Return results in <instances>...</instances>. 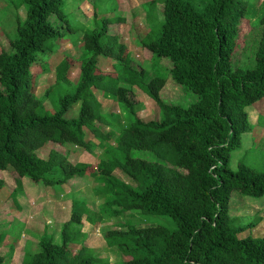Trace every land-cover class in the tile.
<instances>
[{"label":"trees","instance_id":"obj_1","mask_svg":"<svg viewBox=\"0 0 264 264\" xmlns=\"http://www.w3.org/2000/svg\"><path fill=\"white\" fill-rule=\"evenodd\" d=\"M160 2L162 16L156 12ZM64 3L20 0L27 8L26 20L18 23L10 38L11 50L0 51V170L12 168L20 177L48 186L91 173L104 185V216L140 211L172 218L174 229L158 224L106 231V243L119 251L121 264H264V236H239L255 227L259 218L236 227L230 214L233 191L264 195V172L244 163L237 170L230 167L232 152L241 146L243 135L253 130L246 108L264 97V11L254 68L233 69L240 21L248 13L245 0L145 3L150 30L138 43L152 58L169 59V67L162 65L168 75L197 95L189 106L162 98L168 75L151 77L130 57L125 43L110 38L108 25L113 21L104 18L103 26L83 31L81 42L88 57L80 65L78 80L69 78L72 64L68 60L57 65L54 88L59 96L54 101L58 107L50 111L33 90L31 68L40 54L53 52L55 47L49 43L74 33L64 26L68 23ZM50 18H55L56 25ZM99 56L114 60L116 75L98 72ZM136 86L156 102L161 118L145 120L138 115ZM96 90L123 104L130 122L119 118L115 129L106 121L103 115L110 112L103 114ZM78 102V116L67 118L65 113ZM97 122L107 124L109 130L102 133ZM89 132L99 138L97 144L88 138ZM111 140L125 152L123 161L104 158ZM50 142L88 151L98 146L106 152L96 165L74 163L57 148L47 158L41 157L38 150ZM132 149H162L170 160L134 158L129 155ZM84 212L73 201L71 216L61 228V242L44 234L40 250L25 254L22 264H108L107 258L98 257L83 243ZM3 261L0 255V264Z\"/></svg>","mask_w":264,"mask_h":264},{"label":"rangeland","instance_id":"obj_2","mask_svg":"<svg viewBox=\"0 0 264 264\" xmlns=\"http://www.w3.org/2000/svg\"><path fill=\"white\" fill-rule=\"evenodd\" d=\"M148 0H65L63 11L67 15L68 23L64 26L71 28L74 33H68L54 41L53 52L39 55L37 64L31 68V84L33 90L50 111L58 107V89L55 87L56 67L62 60H68L72 65L69 78L77 81L80 65L88 55L85 54L81 42L84 30L99 28L104 25L103 19L110 18L113 24L108 25V34L111 39L118 38L127 45L130 57L150 71V76L168 75L162 65L170 66L169 59L152 58L150 52L142 48L138 41L150 30L146 18ZM205 0H195L202 5ZM248 7L247 16L240 21V35L238 46L233 54L231 65L233 69L241 67L252 69L255 64L257 38L259 36V21L264 11V0H245ZM146 9V10H145ZM163 3L157 5L156 12L161 14ZM27 8L20 5V0H0V51L11 50L9 40L14 36L18 23L26 20ZM162 16V14H161ZM122 18V22L118 21ZM50 21L56 25L55 18ZM156 26V24H153ZM253 27V28H252ZM105 39L101 40L104 43ZM153 65L156 67L153 69ZM98 72L116 75L114 60L99 56ZM125 85V84H123ZM73 86H70L72 89ZM69 88V89H70ZM51 90V94L47 91ZM138 101V115L145 120L161 118L162 113L156 102L139 87L133 88ZM102 103L103 115L106 121L112 122L116 129L117 120L126 123L130 118L124 106L113 99L106 98L102 91L96 90ZM164 100L170 103L189 106L197 100V95L183 86L176 84L171 75H168L167 84L161 91ZM80 102L75 103L66 113L67 118H76L79 114ZM253 130L243 135L240 147L232 152L230 167L237 170L240 163H244L257 171L264 172V97L246 108ZM122 122V123H123ZM102 133L109 130V126L97 122ZM88 138L97 144V136L89 132ZM107 143L108 153L98 146H92L88 151L83 147L50 142L38 150L41 157L47 158L53 148L60 149L74 162H87L96 165L100 155L104 158L118 160L125 159V152L116 148L111 140ZM129 155L134 158L167 163L170 157L162 149L144 150L132 149ZM162 156H166L164 160ZM120 175L123 173L117 169ZM0 255L4 257L1 264H22L25 254H34L40 250L39 240L44 234L61 242V228L70 218L72 203L76 201L79 208L85 210L82 230L85 232L83 243L101 258H107L108 264H121L122 256L115 247L107 245L104 234L109 229L120 226L137 225H165L174 229V222L169 216L145 215L140 211H128L116 217L104 216L103 202L105 190L102 180L96 179L87 173L82 177H74L64 184L54 186L45 185L43 182L32 180L29 176L20 177L12 168L0 170ZM123 180L127 181L125 178ZM230 214L234 226L238 227L252 220L258 223L255 227L245 229L239 233L242 238L264 236V195L261 197L244 196L238 191H233L231 198ZM3 234V236H1ZM79 248L80 244H73Z\"/></svg>","mask_w":264,"mask_h":264}]
</instances>
